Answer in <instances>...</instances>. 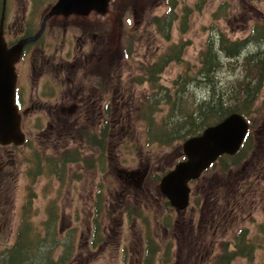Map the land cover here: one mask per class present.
I'll return each mask as SVG.
<instances>
[{
  "label": "flooded vegetation",
  "instance_id": "flooded-vegetation-1",
  "mask_svg": "<svg viewBox=\"0 0 264 264\" xmlns=\"http://www.w3.org/2000/svg\"><path fill=\"white\" fill-rule=\"evenodd\" d=\"M31 1L5 0L4 11L0 9V23L3 24L2 33L7 48L14 47L21 40L36 34L40 27L42 12L51 0L41 7H35L34 4L44 0L40 2L33 0V3ZM126 6L128 7V4ZM148 13L149 11L141 13L130 5L126 8L121 17L124 29L115 52H113L106 25L94 17H87L77 25L47 23L37 39L24 45L13 64L14 105L19 115L20 131L25 140L23 145L19 146L0 145V190L7 189V180L9 177L12 180L13 177L10 175L15 173L13 171L16 167L15 156L20 155L22 146L25 147L31 141L27 138L26 132L33 131L35 145L33 160L26 158V161H23L20 157L19 164L32 165L29 172L33 170V182L35 177L42 176L46 170L45 175H51L47 184L51 181L61 187L79 184L81 188L91 190V201H84L82 205H77L82 210L87 208L89 221L97 224L89 238L91 247L97 250L101 249L102 245L110 244L111 234H115L117 242L126 239V236H121V232L109 233V229H99V220L103 211V190L108 191L109 202L126 200L120 203L121 206L127 202V199L133 200L139 193L146 198L154 210H165L171 207L160 194L157 186L162 175L167 170L170 171L176 162L164 168L158 167L156 160L149 165L147 157H142L138 159L137 167L122 169L118 164L122 159L123 161L127 159L112 154L113 152L123 153L121 150H115L114 146L117 148L118 143H125L126 148V144L133 141L131 133H133L134 125H142L146 122L143 119L144 111L160 107L159 104L151 103V100L154 101V98H151L154 91L149 92L148 88L153 86L150 84L151 81L149 82L153 67L156 69L154 70L156 76L166 69L164 62L166 49L151 64H147L150 57L143 55L141 62L143 66H136V72H131L126 77L121 69L114 70L112 67V59L116 57V54L124 63L131 65V68L137 61L129 53L127 42L123 44L124 35L128 41L129 37L136 33H140V36L146 34L144 41L147 43L149 34L153 32L154 36L162 41L164 36L157 32L151 17L146 15ZM133 17L137 18L135 22ZM126 24L129 25L126 26ZM137 24L142 26V31H139L137 26L134 27ZM125 52H128V55ZM169 61L172 63L175 60L169 59ZM136 87L145 88L147 92L140 93L139 97H133V88ZM28 116H31L33 128L28 125ZM147 125L144 127L146 129L144 138L147 144L155 138L158 141L165 138L164 134L159 133V131L163 132L161 128L155 131V126ZM261 128L264 129V124ZM120 130L122 134L118 133ZM251 132V123H249L244 142L251 136ZM260 132L258 130L256 133ZM31 144L32 141L30 148ZM36 146L46 147L44 154L49 151L47 156L40 155V149H35ZM261 149H264V146H261ZM261 149H258L257 153L259 171L264 180V150ZM131 151L133 150L127 153L132 154ZM178 157V161L183 160L182 152L178 153ZM115 160L117 162L113 163ZM69 169H72L71 174L74 176L65 180V172H70ZM213 170L211 168L203 172L198 179L189 183L187 207L182 211L171 207L174 210L175 219L171 220V217L166 215V217H156L152 224L150 221L144 222L143 236L139 237L138 241L140 259H136V262L139 261L140 264H155L156 261L160 264H201L202 260V264H216L221 248L206 263L204 259V255L206 256L208 252L207 248L212 243L207 230L212 228L214 217L226 216L216 189L211 187L215 180L218 181V177L212 176ZM247 171L243 169L240 178H244ZM140 176L142 178L138 180ZM68 180L72 182H67ZM246 184L248 181L238 184L236 188L241 189ZM117 185L119 188L116 190ZM230 185L233 186V184ZM225 190L224 188L222 199L228 203V192L226 194ZM115 211L127 219L128 209ZM79 212V208L74 206L71 214L73 221L79 220ZM81 216L85 217L86 214L83 213ZM135 218L138 219L136 216ZM153 226H158L159 232L160 227L162 228L163 238L167 240L166 246L164 244L159 247L155 244ZM169 232L173 239L169 236ZM244 232L238 231L234 238L241 233L245 236ZM172 240L176 245L174 248ZM180 240L182 247L191 245L186 246V252L178 247ZM232 244H235V240H232ZM133 250L138 251V249ZM89 251L92 253V248ZM121 252L124 254L123 247ZM180 255L183 256L182 260ZM172 256H176L175 259L172 260ZM136 262L131 260L128 264Z\"/></svg>",
  "mask_w": 264,
  "mask_h": 264
},
{
  "label": "rangeland",
  "instance_id": "rangeland-1",
  "mask_svg": "<svg viewBox=\"0 0 264 264\" xmlns=\"http://www.w3.org/2000/svg\"><path fill=\"white\" fill-rule=\"evenodd\" d=\"M36 1L40 2L42 0ZM49 1L44 0L39 4H34V6H45ZM149 1H120L116 23L114 25H109L108 22L102 23L106 25V29L109 31L110 42L114 45L113 52L118 47V43H116L117 37L119 36L118 38H120L124 29L122 28L121 17H123L129 5L141 13L149 11L146 15L151 18L159 16L160 18L158 19H162L161 16L167 14L166 10L169 5L165 3V0L163 2L157 0L154 3ZM177 1L178 3L173 9L175 12L174 21L168 31L167 27H165L168 35L162 41L157 36H154L151 31L147 43L144 41L146 34L140 36V33H136V35H131L128 41L124 35L125 41L123 44L127 42L130 54L135 61L137 60L133 68H131V65L124 63L117 54L112 59L113 69H121L126 77L129 73L136 72V66H143L141 63L143 55L150 57L147 64H151L154 63L156 57L162 55L165 49L172 50L171 47L173 45L181 43L180 49L172 50L171 53L167 54L165 60L167 63L165 65L166 69L163 73L156 76L154 73L156 69L150 71L149 82L151 81L150 84L153 86L149 87L148 90L149 92L154 91L151 97L152 99L154 98V101L151 100V103L159 104L160 107L153 108L152 117L149 116L148 110L144 111L145 116L143 119L146 122H143L142 125H134L133 133H131L133 141L126 144V148L125 143H118L117 148L113 145L115 150H121L123 153L113 152L112 154H117L125 157V160L127 159L126 161L122 159L118 164L122 169L137 167L138 159L142 157H147L149 165L156 160L158 167L166 166L168 168L178 161V153L182 152V142L185 139L182 140L181 137L177 136L169 142L165 139L161 141L150 140L149 144H147L144 138L146 137V129L144 127L148 124V127L156 126L161 128V130H165L164 127L167 123L169 129H177L178 133L180 132V127L175 122H178L181 117L187 118L189 110L195 109L197 104L207 102L211 98V91H207L208 89L210 90L209 82L204 84L201 81L203 77H198V73L203 68L200 63L199 52L205 48L207 38L211 33L210 27H215L217 31L222 32L227 39L232 41L247 39L254 24L264 27V3L260 0H207L200 9L195 7L196 0ZM31 2L33 3V0ZM21 3L23 4L22 1ZM223 3L226 4L225 16L214 19L212 14ZM127 4L128 7L126 6ZM173 10L166 16V21L173 17ZM182 18L184 22L186 18V26L183 31ZM136 20L137 18L133 17V21L135 22ZM65 24L74 25L71 21ZM128 25L126 24V26ZM136 26L139 31H142L140 24L134 25V27ZM253 46L255 47L254 52L264 49H259L256 44H253ZM179 52L180 54H178ZM170 58H176L177 61L169 63ZM234 64L233 60L225 61L221 70H219L220 72H216L217 79H223L224 82H227V79L231 78V74L234 76L233 78L241 77L243 65L239 62L237 66L240 69L238 70L236 67L235 72L230 71V67H235ZM227 70L230 71V74H227ZM207 73H210V71H207ZM211 78H213V75ZM185 84H188L187 86L191 90L190 93L186 87L187 96L183 91V85ZM145 92H147L145 88H133V97H139L140 93L145 94ZM173 114L174 118H170ZM195 114H192V116L195 117ZM167 116H169L170 120H173L167 121ZM27 121L29 127H32L31 116H28ZM250 121L252 132L244 147L245 151L248 145L247 152L244 153L245 158L240 162V166L238 168L225 167L231 161L224 160L223 165L214 167L216 170H213L212 173L213 177H218V181L215 180L211 187L216 189L215 191L218 193L220 204L226 216L214 217L212 228L207 230V235L212 238V243L207 248L206 256L204 255L205 263L212 255L220 251L221 244H226V255L229 257V254L235 252V245L232 243L228 245L226 242H231L239 230H246V233H244L247 238V245L252 248V261L248 262L246 257L238 256L230 261L229 264H264V180L259 171L260 165L257 153L258 149L264 146V129L261 128L264 124V79L252 107ZM190 130L191 127L186 126L185 134H188ZM258 130L261 132L256 133ZM118 133L122 134L121 130ZM26 136L32 141V146L31 148L29 147L31 141L25 147L22 146L20 155L15 156L16 167L13 168L15 173L10 175L13 177V181L10 180V184L5 191L0 190V253L4 254L5 248L16 245L19 236L20 243L28 253V255H23V257L19 256L16 262L13 260V264H128L131 260L136 262V259H140V244H138V241L139 237L143 236L144 227L142 226H144V222L150 221L152 224L156 217L161 218L163 216L166 217V215L170 216L171 220L175 219L174 210L170 206V208H165V210H154L146 198L139 193L133 200L127 199V202L121 206L120 203L126 200L109 202L108 191L103 190V211L99 220V227L102 228L104 226L103 229H109V233L111 231L114 233L121 232V236H126V239L117 242L118 239L115 240V234H111L110 244L102 245L99 250L91 247L89 242L91 236L90 217L87 215V208L82 210L77 205H82L84 201H91V190L81 188L79 184H72L69 187L57 186L54 181L47 184L51 175H45L47 174L46 170H44V173L41 171L43 175L35 177L33 182V170L29 172V168L32 165L19 164L20 157L23 158V161H26V158L33 160V152H35L33 150V146H35L33 144V131H27ZM36 148L40 149V155L47 156L49 151L44 154V148L46 147L40 148L36 146ZM129 150H133L131 151L132 154L127 153ZM151 156L154 157L151 158ZM116 162V160L113 161V163ZM243 169L245 171L248 170L247 173L251 174L245 173L244 178H240ZM69 171L65 172V180L74 176L71 174L72 169H69ZM246 181H248V184L241 189L236 188L238 184L241 185ZM67 182L72 181L68 180ZM230 184H233V186ZM118 188L119 185L116 186V190ZM224 188L226 189L225 193L227 194L228 192V203L222 199ZM74 206H77L80 210V218L76 221H73L71 217ZM119 209H128L127 219L124 216L121 217L122 215L120 216L115 211ZM21 211L26 215L24 223H21ZM83 213L86 214L85 217L81 216ZM20 224L21 228H19ZM154 227L158 226L152 227L155 234L154 238L156 239L155 244L159 247L164 244L166 246L167 240L163 238L162 228L160 227L159 232V227L158 229H154ZM166 235L167 232L165 237ZM242 235L243 233L239 234V239ZM169 236L173 239L170 232ZM222 240L223 242H221ZM172 241V247L174 248L176 245L174 240ZM31 242L32 246L29 245ZM187 245L182 247L181 240L178 243V247L182 248L184 252H186L185 248ZM188 246L191 245L189 244ZM241 246L244 247L243 244ZM119 247L124 248V254L122 252L119 254ZM91 248L93 250L92 253L89 251ZM133 249H138V251L135 252ZM175 257L172 256V260ZM248 257L250 256L248 255ZM180 258L182 260L183 256L180 255ZM2 259L3 256H1L0 264H2ZM5 261H8L7 257ZM200 262L202 264V260ZM154 263L160 264L159 261ZM7 264H11V262ZM132 264H140V262Z\"/></svg>",
  "mask_w": 264,
  "mask_h": 264
},
{
  "label": "trees",
  "instance_id": "trees-1",
  "mask_svg": "<svg viewBox=\"0 0 264 264\" xmlns=\"http://www.w3.org/2000/svg\"><path fill=\"white\" fill-rule=\"evenodd\" d=\"M260 1L264 3V0ZM206 2L207 0H196L195 7L200 9V7H202L203 4H205ZM166 3L169 5L166 10L167 14L162 15V19H158L160 18L159 16L151 18L152 23L156 25L157 32L163 35L165 38L168 35L166 33L165 27H167V31L170 29L175 18V12L173 9L176 7L178 1L167 0ZM224 3L220 5L218 9L212 14V17H214V19H217L220 16H225L226 11L224 10L226 8V4ZM172 10L173 17L166 21V16L171 13ZM186 18L185 22L183 18L181 21L183 27L182 31L186 26ZM210 31L211 33L207 38L205 48L199 52L200 63L203 68L198 73V77H203L201 81H203L204 84H207V82H209L210 85L208 86L210 87V90L208 89L207 91H211V98L208 99L207 102L197 104L195 106V109L189 110V116H187V118L181 117L178 122H175V124H179L178 127H180V132L177 133V129H169V125L166 123L164 127L165 130H163V132L159 131V133L164 134V139L166 141L168 140L167 142L172 141L177 136L181 137L182 140L186 139L189 136H197L202 132L204 128L220 122L232 113H237L247 118H250L252 107L255 103V98L259 89L261 88L262 81L264 79V49L262 51L257 50L258 52H254L255 47L253 46V44H256L259 49L264 48V27L258 24H254L251 28V33L247 39L234 41L227 39L225 35L222 32L217 31L215 27H210ZM171 48L172 50H178L181 48V43L173 45ZM172 50H167L165 56H167L168 53H171ZM178 54H180V52ZM176 58L174 60H176ZM227 60H233L235 62V67H230V71L235 72L236 67L239 70L240 67L237 66L239 62H241V64L243 65V71L241 77L237 76L233 78L234 76L231 74V78H228V81L224 82L223 79H217L216 72H220L219 70H221L222 66L224 65V62ZM155 66H157V64ZM154 68L155 67H153V69ZM207 71H210V73H207ZM227 71V74H230V71ZM212 75L213 78H211ZM187 85L188 84L183 85V91L186 96L188 95L185 92L186 87L188 88ZM189 92L191 93V90H189ZM152 114L153 111L152 109H150L149 116L152 117ZM192 114H195V117H193ZM170 118H174V114L171 115ZM170 118L169 116H167L166 120L172 121L173 119L170 120ZM186 126L191 127V130L188 132V134H185ZM158 128L159 127L155 126L154 130L157 131ZM154 140L158 139L155 138ZM247 147L245 151L243 149L234 157H222L219 160L218 165L222 166L224 160H230L231 163L227 164V166L225 167L230 166L233 168H238L240 166V162L245 158L244 153L247 152ZM218 165L216 164L214 167H218ZM9 178L7 180V187L9 186L11 180ZM23 215H25V213ZM25 218L26 217L22 219V223H24L23 220H25ZM243 241L244 247L240 244L239 246H235V252L229 254V257L224 254L223 257L225 258L219 259L217 263L228 264L231 260L238 256H244L250 259L249 261H251L252 248L247 245L246 239H243ZM29 245L32 246V242L29 243ZM23 255H28V253L25 251L22 244L20 243L19 236L16 245L5 248L4 254L0 253V259L1 256H3V259L1 261L2 264H7L9 262L13 264V260L14 262H16L18 257H23ZM248 255L250 257H248ZM6 257L8 258L7 262L5 261Z\"/></svg>",
  "mask_w": 264,
  "mask_h": 264
},
{
  "label": "water",
  "instance_id": "water-1",
  "mask_svg": "<svg viewBox=\"0 0 264 264\" xmlns=\"http://www.w3.org/2000/svg\"><path fill=\"white\" fill-rule=\"evenodd\" d=\"M120 1L123 0H53L42 13L37 33L33 37L21 40L11 49L6 48L0 26V145H21L24 141L19 128V115L14 105L13 72V64L23 46L37 39L47 23L54 25L71 21L79 24L87 17H94L101 23L108 22L109 25H114ZM118 37L116 43L119 41ZM246 132L245 119L239 114H231L219 123L205 128L201 134L185 140L182 144L185 161L176 164L159 183V190L170 205L178 211L184 210L188 203V183L197 179L220 156L235 155ZM141 178L142 176L138 180Z\"/></svg>",
  "mask_w": 264,
  "mask_h": 264
}]
</instances>
